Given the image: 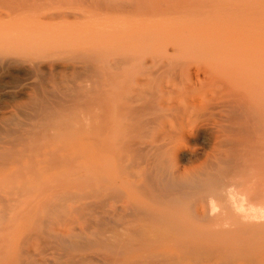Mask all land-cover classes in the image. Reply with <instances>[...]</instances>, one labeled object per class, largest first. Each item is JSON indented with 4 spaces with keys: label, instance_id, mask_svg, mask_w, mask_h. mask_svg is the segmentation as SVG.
<instances>
[{
    "label": "bare ground",
    "instance_id": "bare-ground-1",
    "mask_svg": "<svg viewBox=\"0 0 264 264\" xmlns=\"http://www.w3.org/2000/svg\"><path fill=\"white\" fill-rule=\"evenodd\" d=\"M162 3L164 4V2ZM140 4H136L139 7V12L144 11L149 14L157 12L169 16L174 12L179 13V11H175V6H168V4H165L167 7L157 3L160 4L159 7L149 8H143ZM78 5L79 2L72 0L11 2L8 6L6 5V8L2 5L0 46L13 48L25 46L42 53L51 51L48 53L51 56L56 55L55 53L58 51L68 49L74 43L73 36L86 29L87 19L91 12V8L87 6H85L86 8H77ZM177 5L179 6V4ZM181 5L185 7L184 4ZM112 6V3H98L93 8L95 12L115 13ZM132 6L134 5L127 7V10L123 9L125 8L123 6L121 12H118L128 14V8L131 10ZM178 6L177 8L182 9ZM185 8L188 10L187 7ZM132 12L137 13L134 9ZM1 14L4 16L2 17ZM173 15L176 16V14ZM84 60L87 63H84L83 67L88 72L91 56L86 55ZM55 61L53 63L47 60V62H52L51 64L48 63L50 72L56 69L55 63L59 61ZM45 62L43 57L36 64H0V85L3 89L8 88L9 84L19 78L21 72L39 78L42 68L46 65ZM145 65L144 69L149 68L148 64ZM188 65L187 68V64L186 66L185 64H151L149 71L148 68L146 69L147 75H145L146 72L143 74L142 68L141 75L143 74V79L144 76L146 78L143 80L145 81L144 84L140 83L141 80L138 82V87H142V92L139 91L140 96L137 98L140 105L139 113H137L141 114L138 127L143 134V140L139 139L141 142L135 144H137L136 148L139 151L137 154L140 156V165L149 164L150 166L151 162L157 166V164H161L162 159L174 160L178 150L188 144L196 131L210 126L209 140L215 149L211 161L204 165V170L199 169L202 172H199L197 176L196 173L193 174L197 180L193 182L191 180L189 185L185 182L187 189L183 185L184 192L181 190L182 186L178 185L177 187L182 193L177 196L175 194H178V189L174 188L177 183L173 185L176 190L173 188L169 190L168 186L171 182H168L167 187H165L169 191L176 192L175 194L169 192L172 196L171 194L167 196L166 192V195L164 194V190L159 188V184H161L159 181L158 189L153 188L154 190L151 192L145 190L146 186L141 184L143 186L142 191L140 185L141 194L147 199L154 198L157 204L154 205L153 203V205L163 207L164 209L159 207V211L162 209L164 211H158L156 214L148 213L146 211L147 201L145 200L138 209H133L132 220H126L122 217L123 220L117 221L115 220L116 216L114 219L113 216L109 217L113 219V222L101 220L98 218L101 212L98 214V210H96L98 207L95 208L97 214L94 213V215L91 211L93 207L87 205L88 207L84 208L87 211L88 220L86 217L83 218L86 215L82 214L85 213V210L76 209L79 210V213L81 211L82 215V217L78 215L79 220L77 221L80 222L81 217L85 222L79 227L76 226L79 224L77 221V224L73 222L75 227L69 224L79 214L74 210L75 208L71 209L72 211L69 209L71 213L75 212V217L68 211V215L71 216H68L69 222L65 218L67 224L63 220L65 226L60 221L53 222L56 225L47 222L48 225L38 226V223L37 225H30L31 221L26 216L28 213L23 212L25 209L18 208V210L12 205L16 209L15 212L21 210L20 217L14 218L15 215H18L17 212L15 214L13 208L9 207L11 205L4 206V209L0 211V220L4 219V222H2L3 220L0 221V226L2 225L0 229L2 232L5 231L3 226L6 225L8 226L5 227L6 229L12 227V230L10 228L6 230V235L10 233L7 236L0 235L2 237L0 239V264H171L174 251L170 244L165 242L164 236H159L158 228L155 229L157 217L164 213L165 216L174 217V221L185 222V217L177 215L182 211H176L177 214H174L171 213V210L183 209L188 206L190 197L196 196L201 199L202 194L206 195L201 199L199 206L202 215L200 216L201 219L195 218L196 224L201 226L205 224L206 227L215 224L217 228L220 224L222 226L223 223H226L225 225L233 228L230 229L229 233L226 232V237L231 241H228L229 245L240 247L239 249H242L244 255H261L264 257V64H215V66L211 64L212 67L209 68L207 64H204V67L200 64L205 69V71L202 70L205 79L202 80L199 74L197 76L201 80L197 78L198 81L196 79L194 83L201 85L202 81L206 82L202 86L199 85V89L191 87L193 83L190 84V82L192 80L189 79L188 84L185 83L186 79H183L186 74L189 75L190 65L194 64ZM201 66L198 65L199 68ZM69 67L73 70L78 68L76 64H69ZM166 77L171 78L169 83ZM175 77L180 80L175 79ZM163 78H166L165 84L162 81ZM199 81L200 83L197 84ZM82 83L75 86L72 92L70 91L73 94L69 97H65V93V98H62L63 101L52 102L48 100L52 99L53 96V99L56 98L57 92L51 98L44 97V99L42 98L43 101L36 100L37 103L35 102V106H33L36 112H32L35 113L34 118L28 112L26 115L25 112L27 118L31 117L30 119L33 120L31 124L24 123L27 124L26 127L21 126V121V124H16L23 128L16 127L17 129H14L15 122L2 121L1 123L0 121V195L8 194V192H14V195L30 189L42 192L54 191V194L66 187L60 183L66 175L80 174L79 169L85 171L91 169V84ZM73 85H76V81ZM73 85L71 84V86ZM42 92L44 91L42 90ZM209 95L210 98L207 99L208 101L204 106L197 105L196 102L199 97H209ZM58 100H60L59 97ZM20 106L21 104H18L17 108ZM24 119L26 120V117ZM12 123H14V128L11 127ZM146 133L151 136L150 141H147L149 137L145 135ZM141 134L139 131L138 137H141ZM137 139L134 140L133 138L132 142ZM159 139L160 142H158ZM172 167L174 166L172 165ZM177 171L180 170L170 172V177L173 179L178 177L179 179L180 173ZM151 172V177L149 178V174L147 176L149 179L147 182H150L151 178L153 179ZM156 179L154 178L153 182H156ZM155 196L157 197L155 198ZM192 203H194V199ZM218 203L223 212L217 210L219 208ZM216 210L217 215H214ZM9 213L15 214L10 218L11 220L5 219ZM23 213H27L25 216L29 220L25 218V221H22L23 215L21 217V214ZM91 214L94 217L98 215L96 216L98 221L93 220L95 222H92L94 217L92 218ZM112 214L114 213L112 212ZM194 216L197 217L196 213ZM70 217L73 219L70 220ZM16 219H21L22 224L13 227L14 224L17 225ZM5 220L9 221L10 226ZM27 220L29 225H23ZM85 220L88 221V224ZM13 222L15 223L13 224ZM166 233L171 235L169 232ZM161 235L163 234L161 233ZM183 235L187 234L178 233L177 236ZM170 238L169 240H171Z\"/></svg>",
    "mask_w": 264,
    "mask_h": 264
},
{
    "label": "rangeland",
    "instance_id": "rangeland-1",
    "mask_svg": "<svg viewBox=\"0 0 264 264\" xmlns=\"http://www.w3.org/2000/svg\"><path fill=\"white\" fill-rule=\"evenodd\" d=\"M3 1L4 0H0V3ZM5 1L9 3L6 4ZM5 1L2 4L3 6L4 4L8 6L11 2L23 3L32 0ZM72 1L79 2V5L76 6L77 8L87 6L91 8V12L87 19L88 23L86 29L77 32L75 36H73L74 43L68 49H64L60 52L58 51L55 53L56 55L51 56L48 54L51 51L42 53L33 48H26L25 46H20L18 48L0 46V64H36L42 60L43 57L46 61V65L42 68L43 72L41 71L39 78L38 76L34 77L32 74L21 72L19 73V78L9 84L10 86H8V88L3 89L0 85V121L1 123L2 121L15 122V128L13 126L14 123L11 125L14 129L23 128L18 126L21 122V126L26 127L27 124L24 123L31 124L33 121L30 119V116L34 118L35 113L33 114L32 112H36V109L33 106H35V102L37 103L38 100L43 101L44 97L47 99L51 98L54 93L57 92L60 96L56 94V98L53 99V96L52 99L48 100L52 102L63 101L66 96L69 97L73 94L71 92L75 86L83 84L82 82L91 84V169L89 171L79 169L78 172L80 174L72 173L74 175H66L60 182L66 185V187L62 191L54 194V191L42 192L36 191L35 189L26 190L22 193H15L14 195V192L1 194L0 211L4 209V206L8 205H11L9 207L13 205L16 209H25L23 212H27L28 214L26 213V215L23 213L21 217L22 215L23 217L26 215L31 221H29L30 225H37L38 223V226L42 224L48 225V223L52 224L53 222L55 223V221L56 223L60 221L63 224L65 218L69 220L68 216L70 214L68 215V213H71V209L74 208L76 212L80 209L85 210V213H82L83 215L86 214L83 216L84 218L87 216V211L84 208H87V205L93 207V209L91 208L93 214L96 213V210H98V214L101 212L99 214L101 217L99 216L98 218L110 222H113L115 216V220L117 221L123 220L124 218H126V220H132L131 215L133 209H138L145 200L147 201L146 211L156 214L159 211V207H163L159 205L154 206L157 204L154 198L147 199L141 194L143 186H146L145 190L151 192L154 189H158L157 184L159 181L161 183L159 184V188H161L162 191L164 190V194L166 192V194H168L167 196H170V194L174 192L169 190H172L171 188L175 185L174 183H177L174 188L178 189V194H175L176 192L174 194L176 196L179 195V193L185 191L183 189H187L185 182L189 185L191 180L192 182L197 180L196 176L199 175V172H202L199 169L204 170V165L211 161L210 159L215 148L209 140V126L196 131L188 144L178 150L174 160L170 158L162 159L161 164H157V166H154L151 162L150 166L149 164L140 165V156L137 154L139 151L136 148V145L143 140V134H141L140 127H138L141 114H138L140 105L137 98L140 96L139 91L142 92V87H138L139 80H141L140 83L144 84L145 81L143 80H145L146 76H144L145 78L143 79V74L146 72L145 75H147L151 64H185V66L187 64V68L189 67L188 64H194L192 66L190 65L189 69V75L192 79L187 74L183 79H186L185 83L192 80L190 84L193 83L195 85L192 84L191 87L199 89L206 81H202L201 85L198 84L200 81L197 82L198 85L194 82L197 78L200 79L202 77V80L205 79L202 73L205 71V69L202 68L204 64H207L208 68L212 67L210 66L211 64L214 66L215 64H264V0H179L188 10L177 0H166L168 2L165 0H97L98 3L101 4L112 3L115 13L107 11L95 12L93 7L98 3L94 0V2L92 0ZM173 1H175L176 4ZM162 2H164V4ZM137 3H141L140 5L143 8L159 7L160 4L157 3L163 5L168 4V6H175V11L177 10L181 14L176 11L177 13H173L176 14V16L172 14V17V15L169 16L157 12L149 14L141 11V13L139 12V7L136 6ZM93 4L94 6H92ZM177 4H179L182 9L177 8ZM2 5H0V7ZM6 5L4 6L5 8ZM131 5L134 6H132V9L130 8L131 10L128 8V14L119 13L123 6L125 7L123 9L127 10V7H131ZM3 6L0 8V12ZM133 9L135 12L137 11V13H140V15L132 12ZM3 11H5V9H3ZM1 16L3 17L4 15L1 14ZM88 54L91 56V61L88 63L90 64L89 70L86 72L83 66L84 63H87L84 58ZM47 60L52 62L55 60H57V62L59 61L55 63L56 69L53 72H50L48 69L50 66L49 64L52 62H47ZM69 64H76L78 68L73 70L69 67ZM143 64L144 66L142 67ZM145 64L149 66V68L146 67L148 71L144 69L146 66ZM198 65L201 66V69ZM142 68L144 71L141 75ZM192 72H195L196 75ZM188 76L189 78H187ZM195 76L196 78H194ZM166 78L162 80L164 84ZM176 78L177 77H175V79ZM178 78L180 77L178 76ZM178 78L177 80H180ZM169 79H166L167 82ZM75 81L76 85H73ZM71 84L73 86H71ZM42 90L44 92H42ZM67 92L70 93L68 94ZM40 97L43 99L41 100ZM58 97L60 100H58ZM205 97H199L201 99L198 98L196 102L197 105L204 106L208 101L207 99L210 98V95L209 97ZM18 104H21L20 108H17ZM25 112L26 115L27 112L30 114V116H28L30 118H27ZM25 117L26 120L24 119ZM16 123H18V125ZM137 127L142 135L141 137L139 136L140 138L138 137L139 131L136 129ZM145 135L149 137L147 141H150L151 136H149V133ZM133 138L134 140L138 138L136 141L133 140L134 144L132 142ZM158 142H160V139ZM128 145L129 147L127 148ZM130 152L133 155L129 154ZM172 165L175 168L172 167ZM178 169L180 170L177 171L180 173L179 179L178 177L175 179L170 177V172ZM150 172L152 173L153 179L157 178L156 182H153L154 180L152 178L150 182H147L149 181L147 178L148 174L149 178L151 177ZM195 173L196 176H194ZM191 174L194 175L192 176ZM163 176L166 178V182ZM190 176H192L191 179ZM186 177L187 180H185ZM141 180L143 181L142 183ZM168 182L173 183H170L172 187H170L171 185L169 184V190L165 188ZM141 184H143V186ZM178 185L180 187L182 186V189L180 188L183 190L182 192L177 187ZM174 188L173 190H176ZM202 195L204 196L206 194ZM203 196H200L201 199H203ZM156 197L157 196H155V198ZM194 197L189 198L188 206H185L183 209L171 210V213L174 214H177L176 211H182L177 215L185 217L184 223L178 222L177 220L174 221V217L165 216L164 213L158 215L155 222V227L157 226L155 229L158 228L157 232H160V234L158 233L159 236H164L165 242L170 244L174 251L171 264H264L263 256L244 255V252L241 251L242 249H239L240 247L229 245L228 241L230 240L226 237V232L229 233L231 231L230 229L233 228L225 225L226 223H223L222 226L221 224L217 226L220 230L216 228L215 224H212L210 227H206L205 224L202 226L198 223L196 224L195 218L201 219L200 216L202 215L199 206L201 199L196 196ZM193 199L194 203H192ZM195 203L197 204L195 205ZM217 206H219V203ZM14 207L12 208L15 212L16 209H14ZM97 207L98 209L95 210ZM99 207H101L100 211ZM76 209L79 210L77 211ZM163 209L159 212H163ZM21 210L19 212L16 211L18 215H15L16 212L11 215L10 213L14 212L8 211L10 212L8 214L9 216H5V219L9 220L13 215H15L14 218L16 216L19 218ZM217 210L223 212L220 206ZM217 210L215 213H212L217 215ZM112 212L115 215L112 214ZM165 212L168 213L167 210H165ZM221 212L219 211V214ZM107 213H109V216ZM195 213L197 217L194 216ZM71 214L75 217V212ZM93 214H91L92 218L94 217L92 216ZM78 215H81V211L77 214V218H74L75 221L70 217V220L71 218L73 219L71 223H76V221L79 220ZM26 216L24 218L22 217V221H25ZM63 216L65 217L63 218ZM96 216L94 217L95 219L91 218L92 222H95L93 220L97 219ZM107 216L108 218L113 216V219H108ZM81 217L80 222L77 221L79 222V224L76 225L77 227H79L80 224H85ZM60 218L61 220H59ZM86 219L88 220L89 217H86ZM1 220L4 222V219ZM7 220L5 221L7 222ZM16 220L18 221L19 219ZM28 220L26 221L27 224L24 222L23 225H29ZM17 221V225L13 222V227L22 224L21 219L19 222ZM65 221V224L69 222ZM87 222L88 221H86V223ZM7 223L8 225L10 224L9 221ZM71 223L69 224L75 227V223ZM65 224L63 225L65 226ZM5 227L8 226H3L5 230L3 232L0 229L1 236H5V233H7L6 230L10 228L6 229ZM166 232L171 234V238ZM176 232L177 235L178 233L181 235L186 233L187 235L177 236ZM161 233L163 235H161ZM1 236L0 239L2 238ZM169 238L171 240H169Z\"/></svg>",
    "mask_w": 264,
    "mask_h": 264
}]
</instances>
